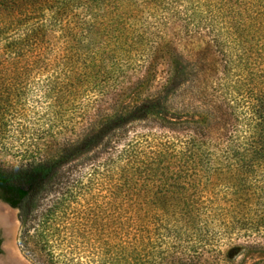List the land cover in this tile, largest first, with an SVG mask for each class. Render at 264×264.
I'll list each match as a JSON object with an SVG mask.
<instances>
[{
    "label": "trees",
    "instance_id": "trees-1",
    "mask_svg": "<svg viewBox=\"0 0 264 264\" xmlns=\"http://www.w3.org/2000/svg\"><path fill=\"white\" fill-rule=\"evenodd\" d=\"M173 22L207 30L221 53L218 88L226 109L212 113V142L200 138L204 129L194 118L186 122L168 111L179 85L170 73L163 96L102 116L58 156L0 167L1 196L22 217L61 183L66 166L94 152L103 155L96 168L107 185L157 203L153 216L173 231L186 225L193 248L204 240L202 223L212 218V239L218 248L227 243L226 263L261 253L250 264H264V0H0V73L12 80L51 75L57 57L58 71L91 84L107 76L108 61L148 63L159 49L158 33ZM169 57L178 65L179 56ZM147 118L165 120L170 132L178 125L189 131L152 143L123 139L131 124Z\"/></svg>",
    "mask_w": 264,
    "mask_h": 264
},
{
    "label": "rangeland",
    "instance_id": "rangeland-1",
    "mask_svg": "<svg viewBox=\"0 0 264 264\" xmlns=\"http://www.w3.org/2000/svg\"><path fill=\"white\" fill-rule=\"evenodd\" d=\"M157 38L159 49L148 63L108 61L106 78L91 84L82 75L58 71L62 62L57 57L50 61L49 67L57 71L51 75L33 73L12 80L0 73V167L11 170L58 156L102 116L163 96L170 73L179 85L168 97V111L186 122L194 118L204 129L200 138L212 142V113L226 109L218 88L223 60L212 34L173 22L162 27ZM52 48L60 49L57 44ZM168 51L179 56L178 65L171 63ZM164 126L172 125L156 118L136 121L123 139L148 137L149 142H159L170 136L185 138L189 131L185 125L171 132ZM102 158L94 152L78 157L32 211L22 217L18 210L10 211L11 237L6 244L20 264H250L263 258L251 253L226 263L227 243L218 248L212 239V218L202 223L204 240L193 248L186 225L173 231L168 222L153 216L157 203L136 200L135 194L107 185L96 168ZM207 188L212 192V186Z\"/></svg>",
    "mask_w": 264,
    "mask_h": 264
},
{
    "label": "flooded vegetation",
    "instance_id": "flooded-vegetation-1",
    "mask_svg": "<svg viewBox=\"0 0 264 264\" xmlns=\"http://www.w3.org/2000/svg\"><path fill=\"white\" fill-rule=\"evenodd\" d=\"M0 208H2L3 210L7 209L8 211L18 210L17 208L10 206L6 201H4V199L1 196V191H0ZM8 228L9 225H7L2 219H0V264H20L12 247L7 246L6 244L7 239L11 237Z\"/></svg>",
    "mask_w": 264,
    "mask_h": 264
},
{
    "label": "bare ground",
    "instance_id": "bare-ground-1",
    "mask_svg": "<svg viewBox=\"0 0 264 264\" xmlns=\"http://www.w3.org/2000/svg\"><path fill=\"white\" fill-rule=\"evenodd\" d=\"M10 211H8L7 209L3 210L2 208H0V219H2L7 225H9V221H10Z\"/></svg>",
    "mask_w": 264,
    "mask_h": 264
}]
</instances>
